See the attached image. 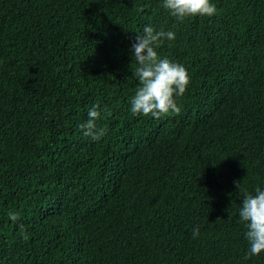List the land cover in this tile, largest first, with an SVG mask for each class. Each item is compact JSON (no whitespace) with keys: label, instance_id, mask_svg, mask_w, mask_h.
I'll return each instance as SVG.
<instances>
[{"label":"trees","instance_id":"1","mask_svg":"<svg viewBox=\"0 0 264 264\" xmlns=\"http://www.w3.org/2000/svg\"><path fill=\"white\" fill-rule=\"evenodd\" d=\"M211 3L177 22L163 0H0V264H264L235 184L264 189V0ZM146 25L190 76L160 119L130 112Z\"/></svg>","mask_w":264,"mask_h":264},{"label":"clouds","instance_id":"2","mask_svg":"<svg viewBox=\"0 0 264 264\" xmlns=\"http://www.w3.org/2000/svg\"><path fill=\"white\" fill-rule=\"evenodd\" d=\"M163 7L177 22L194 16L212 17L216 13L211 0H163ZM175 38L174 31H156L147 25L142 33L137 34L131 50L132 64L135 65L132 72L139 87L130 99L131 115L160 119L180 111L176 97L185 94L190 76L183 65L161 58L156 50L165 40L172 41ZM100 119V105L95 104L89 109L88 120L80 125L82 134L92 141L101 140L106 132L97 125ZM235 184L243 194V202L238 209V222L246 229L245 239L249 247L244 259L247 260L264 253V189L257 187L254 193H250L242 188L241 181H235ZM10 218L17 220V216L11 213ZM199 236L200 228L195 227L192 237L196 239Z\"/></svg>","mask_w":264,"mask_h":264}]
</instances>
